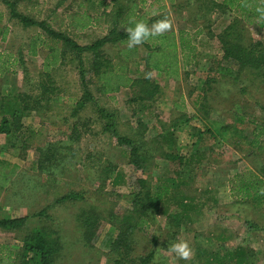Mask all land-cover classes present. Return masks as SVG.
Listing matches in <instances>:
<instances>
[{
  "label": "rangeland",
  "instance_id": "obj_1",
  "mask_svg": "<svg viewBox=\"0 0 264 264\" xmlns=\"http://www.w3.org/2000/svg\"><path fill=\"white\" fill-rule=\"evenodd\" d=\"M60 1L19 0L17 9L37 20L48 19L55 29L64 31L81 45L94 41L107 31V29L100 28L102 26H97L95 29H78V31L69 29V20L65 18V10H70L71 4L74 8L77 7L79 1L82 0H72L71 4L70 0H63V6H58ZM175 3L171 7L174 31L181 27L184 21L183 14H189L190 17L191 15L196 16L199 14L198 9L203 7L201 0H175ZM0 10L4 15L1 24L8 27L5 36L2 32L0 33V53H2L3 60L0 62V93L4 95L10 88H15L37 94L39 92L38 83L44 78L40 70L49 45L43 47L42 44H38L37 51L40 53L35 56L29 55V43L34 41V38L37 40V33L40 29L37 26L25 27L18 19H12L9 10L4 6H1ZM227 22L228 19L222 20V28ZM247 29L249 37L264 42V27L259 29L253 24ZM122 46L111 47L112 49L105 46L106 54L117 61L114 53ZM142 49L140 55L143 56L144 50ZM10 54L18 58L21 54L22 60L20 61L22 62L14 66L10 65L13 58L10 57L7 60ZM69 55L65 63L54 70L51 76L54 79V87L57 89L53 97L58 95L59 98L44 104L39 111L33 110L29 116L23 118L24 125L37 132L33 145L22 150L21 143L16 142L12 135L0 134V158L18 165L10 185L0 191V216L30 215L71 191H81L84 193L83 200L59 203L49 211L54 217L51 224L58 231L63 242V250L58 256L57 264H112V259L115 257L112 245L119 230L105 219L98 226L96 235L91 239L90 244L87 245L82 238L83 228L77 220V215L82 207L89 205L98 206L104 215L111 214L113 211L117 213L126 211L130 207L127 195L131 191L127 183L134 167L129 163L125 152L127 146H119L114 136L102 131L100 119L93 118V106L85 107L77 117L71 116L76 99L82 95L83 86L79 75V65ZM124 56L120 53V59ZM128 59L131 64L127 72L134 79L143 78L144 76L132 63L134 58H127L125 63H128ZM203 62L202 60L201 63ZM24 69L27 72L26 75ZM143 69L144 67H140V71ZM244 71L247 73L242 74L237 84L244 87L250 86L252 93L248 95L252 102L247 98L245 112L250 118L262 123L264 122V76L255 77L249 75L248 70ZM204 72H206L204 68L191 65L183 73L182 81L173 77V79L169 77L170 80L169 78L164 80L163 75L154 72L151 79L158 82L164 92L165 100L159 105L155 103L150 105L149 100L130 101L131 97H138L142 94V88L144 90L147 88L146 85L142 87L138 82L121 91L118 106L109 100L102 101L106 109L117 112L116 121L122 135L136 138L137 130H142L140 122L146 123L147 131L142 138L140 136L139 138L149 142L145 148L149 149L154 158L151 159L148 170L151 177L155 178L163 174L166 169L165 162L158 158L161 145L163 150L168 146L164 142L162 144L159 141H152L155 137H159L161 131L157 114L161 115L165 121L175 116L174 113L178 110L172 108L173 101H179L182 93L190 92L191 98L196 97V94L200 92L197 87L200 88L204 81ZM170 91L173 96L170 95ZM240 96L244 94L241 92ZM228 100V95H226V102ZM187 102L190 106L189 113L196 111L202 114V109L193 110L192 102L190 100ZM224 104L223 102L212 103V107L209 104V115L206 120L217 132L224 127L225 129L217 135L215 132V138L211 139L207 136L206 140L201 139L198 143L196 142L197 147L209 150L212 156L190 169V174L199 187L198 201L201 202L197 210L191 212L192 220L176 228L171 224L167 213L159 212L153 219L151 218V226L146 233H136L133 245L136 256L144 255L151 249H155L152 264H218L206 262V258L201 254V248L215 249L217 241L214 238L211 239L216 234L214 231L229 229L230 232H226L227 245L233 249L241 247L248 252L251 250L254 255L252 264H264V204L232 197L228 185L231 175L244 168H252L264 177V137L261 140L262 149L250 147V142L254 138V123L224 126L228 125L223 124L226 121L224 115L216 117L212 111L214 106L224 107ZM64 117L68 118L65 123ZM85 121L88 124L85 125ZM75 123L80 132L74 131ZM197 125L202 127V123ZM77 132L80 133L79 139L76 138ZM237 139L239 142H234ZM240 139H242L241 142ZM13 143L19 144L15 146ZM59 146L63 147L61 152L57 149ZM53 147L58 152H56L54 162L52 161L53 164L46 161L44 164L46 168L43 171L40 170L37 167L39 160L44 161V156L48 152L52 153L51 148ZM108 167L113 170V174L105 181L106 172L104 170ZM48 172H52L51 175H57L56 179H60L59 182H54L52 178L47 177ZM118 172H121L123 179L113 186L111 181ZM40 224L35 219L25 224L24 228L19 231L1 229L0 249L2 245H6L10 250L18 252L23 246L21 239L24 233ZM154 234L159 237V243L156 245L152 243ZM181 239L187 240L193 249L191 260L177 259L174 253L167 250L168 245ZM2 249L6 250L7 247Z\"/></svg>",
  "mask_w": 264,
  "mask_h": 264
},
{
  "label": "trees",
  "instance_id": "obj_2",
  "mask_svg": "<svg viewBox=\"0 0 264 264\" xmlns=\"http://www.w3.org/2000/svg\"><path fill=\"white\" fill-rule=\"evenodd\" d=\"M109 1L113 3V9L108 14L115 16L108 33L91 44L81 45L64 31L55 29L48 19L37 20L20 12L17 9L19 0H0V7L4 6L8 9L12 19H18L25 27L37 26L40 29V32L37 33L38 40L32 41V44L30 43L31 53L37 52L38 44L49 45L48 54L44 60L45 78L39 84V89L41 88L39 94L10 88L7 93L0 95V134L12 135L16 142L21 143L22 150H26L33 145L37 135L36 131L24 125L23 118L29 116L33 110L39 111L44 104L59 98L58 95L53 97L57 93V89L54 87L55 84L51 79L50 71L58 65L64 64L69 54L72 60H76L79 65V75L83 86L82 95L79 99H76L75 107L72 109V117H77L81 110L85 108L87 101L90 100V85H92L94 77L98 78L99 90L102 92H114L121 86H134L138 82L142 87L147 86L145 90L142 88L143 92L140 97L154 100V94L159 91V86L152 79H145V74L158 71L175 77L178 73V41L181 53L184 55L185 64L191 62L188 60L191 51H187L188 48L186 49L183 43L184 40H188V34L181 29L178 33V41H176L174 32H167L163 36L151 38L148 42L142 44L145 47V55L137 59L135 65L138 68L137 71L144 75V78L133 79L127 72V63L121 66L124 71L117 74V71H114L113 68V59L110 55L107 57L102 48L106 44L120 43L126 45L128 35L124 29L134 27V23H130V21L143 20L150 25L155 20L166 16L167 13L148 18L147 13L141 12L136 2L131 3L129 1L128 4H125L123 0ZM201 1L202 6L206 5L207 8L211 5L219 6L222 11L229 12L228 14H222L223 21L228 17H232L229 19L224 31L218 36L222 43L223 58L237 61L240 71L246 69L251 71L253 76L255 73L264 76V42L249 37L247 29V25L253 24L264 27V24L257 23L258 14L255 11V7L260 4L261 0H247L250 7L243 6L244 0H222L220 3L211 0L208 1V4L204 0ZM101 2L106 4V0L100 1L99 4ZM140 2L143 3L142 0ZM112 12L114 13L112 14ZM3 16V12L0 10V24ZM70 17L74 20L71 25H78L83 28L92 24L93 20H98V17H93L86 11L76 13L74 18L72 15L65 16L66 19H70ZM7 29L6 26H0V33L2 32V35L5 36ZM199 33L200 31L197 30L194 35L197 36ZM163 48L171 50L166 51ZM136 49L137 46L128 50V52L125 50V58L130 57ZM1 55L2 53H0V62L2 61ZM140 67H144V69L140 71ZM24 71L26 75V70L24 69ZM219 71L232 78L233 74L236 73L237 76L234 78L239 80V71H233L230 66H220ZM88 73L91 74L89 78L87 77ZM152 100L149 101L153 102ZM210 106L204 104L201 107L202 114L196 111L189 113L177 108L178 111H175V116L170 117L168 121H165L163 117L158 119V126L161 131L159 137H155L152 141L164 142L168 148L163 150L161 145L162 149L160 148L158 159L165 162L166 169L163 174L155 178L151 177L148 171L150 161L154 159L149 149L145 148V145L149 142L141 139L147 131L146 123L140 122L142 130H137L136 138H130L122 135L118 130L117 112L99 107L98 114L103 118V121L105 120L102 131L114 136L119 146H127L125 152L129 158V163L134 167L127 183L128 187L131 188L127 195L130 207L123 213L113 211L111 214L108 212V215H104L98 206L89 205L81 208L77 220L83 228L82 238L87 245L90 244L91 239L96 235L98 226L105 219L119 230L112 245V251L115 253L112 264L153 263L155 249H151L144 255L136 256L133 245L136 233H146L151 226V218L153 219L159 212L167 213L169 220L172 222L171 224L176 228H180L182 223L192 220L191 212L197 210L201 202L198 201L199 187L190 174V169L202 164L212 156L209 150L197 147V143L201 139L206 140L207 136H210L211 139L212 137L215 138L218 132L222 133V129H225L224 127L217 132L206 120ZM157 116L161 117L159 114ZM63 120L65 123L68 118L64 117ZM250 122L255 124L254 138L250 142V147L262 149L261 140L264 137V122L260 123L254 118ZM200 123H202V127L197 125ZM86 124L88 123L85 121ZM74 129L75 132H80L77 129V123H75ZM78 132L77 139L80 136ZM215 132H217L216 135ZM241 141L242 139H240ZM234 142L238 143L239 140L237 139ZM18 144H15V146H18ZM62 148L59 146L57 149L61 152ZM51 149H53L52 153H45L44 161L39 160L37 167L42 171L46 168L44 165L46 161L51 163L56 158L58 152L55 151V147ZM155 159L157 158L155 157ZM17 168V164L0 158V191L10 185ZM104 171L106 172L105 181H107L113 174V170L108 167ZM46 174L54 182H59L60 179H56L57 175H51L52 172ZM120 179H123V175L118 172L113 177L111 184L116 186L120 183ZM228 185L232 197L240 200H254L264 204V195L260 193V190L264 188V177L256 170L244 168L238 171L231 175ZM83 198V192L71 191L33 214L21 217L0 216V230L19 231L24 228L25 224L31 223L35 219L41 223L24 233L21 239L23 246L18 252L2 245V248L7 247V249H0V264H57L58 256L63 250V242L58 231L51 224L54 217L49 211L56 204L83 200ZM214 232L216 234L214 233L215 235L211 239L214 238L217 241L215 249L201 248V254L206 258V262H216L218 264L253 263L254 255L251 250H249L251 253L249 254L244 248L237 247L233 249L227 245L226 232H230L229 229ZM158 239L159 237L154 234L152 237L153 245L159 243Z\"/></svg>",
  "mask_w": 264,
  "mask_h": 264
},
{
  "label": "crops",
  "instance_id": "obj_3",
  "mask_svg": "<svg viewBox=\"0 0 264 264\" xmlns=\"http://www.w3.org/2000/svg\"><path fill=\"white\" fill-rule=\"evenodd\" d=\"M70 0V4H71ZM100 1L102 0H82L79 1L77 7L75 6V8L72 6V4L70 5L69 9L70 10H65V16L68 15H72V17L74 18V15L76 13L82 12V11H86L87 13H89L90 15H92L93 17H98V20H93L92 24L88 25L87 27L83 28L82 26H78V25H71V22H73L74 20L70 17V19L68 22V28L69 29H73L74 31H78V29L82 30V29H95L97 28V26H102L100 28H104V30L107 29V31L101 35L98 38H101L103 36H105L109 29L112 26V21L114 19L115 15H110L108 13L111 12V10L113 9V3L109 0H106V4H104L103 2L100 3ZM129 1L132 2H136L138 3V7L141 9V12H146L148 18H153L156 17L158 14H162V13H167L166 16H168L169 18H171V7L173 6V4L175 3V0H142V2H140L141 0H123V2L125 4H128ZM204 1H211V0H204ZM217 3H220L219 0H213ZM168 4V6L166 5ZM176 4V3H175ZM58 6H63V0L60 1V3L58 4ZM148 6V8H147ZM164 7V8H163ZM163 8V9H160ZM199 10V14L196 16L191 15L192 17H190L189 14H183V18L184 21L182 22L181 27H178L176 29V31L172 30L170 32H174L176 35V41H178V33L179 30L183 29L187 32V37L188 40H184V46L185 48L188 50L187 51H191V55H189L188 60L191 61L188 64H185L186 62L184 61V55H182L181 50H180V45H179V41H178V46H177V54H178V73L177 75L174 76H170V75H165L163 72H158V71H153L152 74L154 72L163 75V79H168L169 77L171 79H180L182 81L183 78V73L185 72L186 68H188L191 65L194 66H199L205 69L206 72L204 75V81L202 82V85L200 88L197 87V89L200 91L199 93L196 94V97L191 98L190 97V92L189 93H182L180 95V99L179 101L177 100H172L173 101V106L172 108H179L180 110H185L189 112V103L187 102V100H190L192 102V108L193 110L198 109L200 111V109H202L201 107L205 105H211L212 103H217V102H223L224 103H229V104H224V107L222 106H214L212 111L214 112V114L217 116L219 115H224L223 117L226 119L225 123L223 124H228L229 126L234 124H238V125H246L247 123H251L250 120L252 118H250V116H248L249 114H247L245 111L247 110V105H246V101L248 98V95H251V88L250 86L244 87L241 85L237 84V80H235V76H237V74H233V78L231 76H228L226 74H223L219 71V67H225V66H230L232 67L233 71L236 72V70L239 71V79L242 76L243 73H247V71H244L245 69L241 70L238 68L237 65V61L235 60H228V59H224L223 58V50H222V43L220 41V39L218 38V36L224 31V28H222V20H223V16L222 14H228L229 12L222 11L221 8L219 6H212L211 7H202ZM114 12H112L113 14ZM232 17H228V22L226 24V26L229 23V19ZM155 22V21H154ZM153 23V22H152ZM151 23V24H152ZM150 24V25H151ZM0 26H2V24H0ZM249 25H247L248 27ZM257 26V25H256ZM29 27V26H28ZM259 27V26H257ZM263 27H259V29H261ZM39 29V28H38ZM199 30L200 33L199 35H194V32ZM77 33V32H76ZM96 38V39H98ZM95 39V40H96ZM38 40V39H37ZM94 40V41H95ZM260 40V39H259ZM36 41V39L34 40ZM262 41V40H260ZM93 42V41H92ZM92 42L88 43L91 44ZM263 42V41H262ZM31 44L33 42H30ZM30 43H29V47H30ZM87 44V43H86ZM85 44V45H86ZM123 45V46H122ZM106 47L109 46L110 49H112L111 47H118L122 46L119 50L116 51V53H114V57L117 58V61L115 59H113V57L111 56V58L113 59V68L114 71H117V74L121 73L122 71V64H125V61L127 58H125L124 53L126 52L125 49L126 45L124 44H120V43H114V44H106ZM105 46L102 48L104 50V53H106L105 51ZM43 47H46L43 45ZM142 45H138L136 51L133 52V54L130 57H133L134 59H132V63L135 65V62L137 59H140L141 57H143L145 55V47H143L144 49H142ZM38 49V47H37ZM36 49V51H37ZM125 49V50H124ZM144 50V55H140V51ZM166 51H169L171 49L168 48H163ZM184 49V48H183ZM40 53V51H37L36 53H31L30 49L28 51L29 55L35 56L38 55ZM120 53L124 56V58L120 59ZM48 54V49L46 52V55L44 56L43 59V63H42V68L40 70V72L44 75L45 78V66H44V60L45 57ZM91 54V53H90ZM107 55V54H106ZM109 55V54H108ZM107 55V57H109ZM2 56V55H1ZM12 58V61L10 62V65H16L19 62H22L20 60H22L21 58V54H19V58L14 56V54H10L9 58ZM129 58V56H128ZM6 60V61H7ZM128 59V69L130 67ZM202 60L204 61L203 63ZM88 61V60H87ZM3 62V60L1 61ZM144 64V63H143ZM60 65H58L56 68H51L52 70L50 71V76H52L54 74V70H56L57 68H59ZM127 69V71H128ZM27 73V72H26ZM249 75H252L251 71H248ZM2 74V73H1ZM25 74V71H24ZM91 74L88 73L87 77H91ZM130 75V73H129ZM132 77V75H130ZM144 76V75H143ZM255 77H257L258 75L255 73L254 75ZM94 77V76H93ZM173 77V78H172ZM261 78L263 77V75L261 74L260 76ZM52 78V77H51ZM133 78V77H132ZM144 78V77H143ZM169 78V80H170ZM134 79V78H133ZM136 79V78H135ZM249 79V78H248ZM42 81V79H41ZM52 81L54 82V79L52 78ZM152 81H155L152 79ZM94 82V84H93ZM93 82L92 85H90V100L87 101L86 104V108H89V106H93V118H99L100 119V124L103 125L102 119L99 114H98V109L100 108H106L105 106H103V102L102 101H107L109 100L110 102H112L115 106H118V104L120 103V97H121V91L124 89L129 88L128 87H120L117 90H115L114 92H110V93H105L99 90V82H98V78L94 77L93 78ZM134 83V82H133ZM157 85L159 86L158 88V92L156 91V93L154 94V100L149 99L150 101L152 100L153 102H150L151 104L155 103L157 105L163 103V101L165 100L163 97V90L161 85L158 82ZM39 84L38 83V89H39ZM93 88H92V87ZM41 89V88H40ZM39 89V91H40ZM248 89V91H247ZM24 91V90H23ZM26 91V90H25ZM28 92V91H27ZM241 92L244 94V96H240ZM32 93V92H31ZM39 94V92L37 93ZM1 95V93H0ZM142 95V94H141ZM170 95L173 96L172 92L170 91ZM226 95H228V102H226ZM223 96V97H222ZM101 99V100H99ZM132 100H141V101H146L148 100V98L144 99L141 98L140 95H138V97H131L130 101ZM249 100V98H248ZM250 102H252L251 100H249ZM212 107V106H211ZM213 114V113H212ZM240 116V117H238ZM162 118V117H157V119ZM92 120V118H91ZM242 120V121H241ZM24 123V122H23ZM227 126V125H224Z\"/></svg>",
  "mask_w": 264,
  "mask_h": 264
},
{
  "label": "clouds",
  "instance_id": "obj_4",
  "mask_svg": "<svg viewBox=\"0 0 264 264\" xmlns=\"http://www.w3.org/2000/svg\"><path fill=\"white\" fill-rule=\"evenodd\" d=\"M244 7H250L247 0H244ZM257 15V23L264 24V0H261L260 4L255 7ZM134 23V27H128L124 29L127 32L128 40L126 47L128 50L133 49L138 45H142L148 42L151 38L163 36L165 33L173 30V20L168 16H164L161 19L155 20L151 25L141 21H130ZM152 72L145 74V79L152 78ZM260 193L264 195V188L260 190ZM167 250L170 253L175 254V258L180 260H191L193 258V249L187 240H178L168 245Z\"/></svg>",
  "mask_w": 264,
  "mask_h": 264
}]
</instances>
